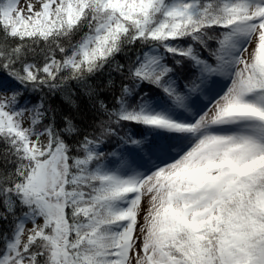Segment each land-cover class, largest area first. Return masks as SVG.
<instances>
[{
	"label": "snow or ice",
	"instance_id": "6c2138e0",
	"mask_svg": "<svg viewBox=\"0 0 264 264\" xmlns=\"http://www.w3.org/2000/svg\"><path fill=\"white\" fill-rule=\"evenodd\" d=\"M0 264H264V0H0Z\"/></svg>",
	"mask_w": 264,
	"mask_h": 264
},
{
	"label": "trees",
	"instance_id": "16d2710c",
	"mask_svg": "<svg viewBox=\"0 0 264 264\" xmlns=\"http://www.w3.org/2000/svg\"><path fill=\"white\" fill-rule=\"evenodd\" d=\"M51 103L54 105V106H62L64 107L65 110H67V105H63L62 104V101L59 97V95H57L56 97H54L51 101Z\"/></svg>",
	"mask_w": 264,
	"mask_h": 264
}]
</instances>
